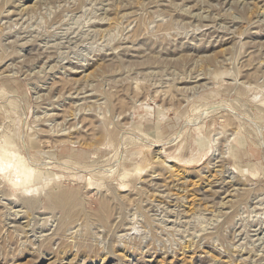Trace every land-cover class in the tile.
Here are the masks:
<instances>
[{
    "label": "rangeland",
    "instance_id": "rangeland-1",
    "mask_svg": "<svg viewBox=\"0 0 264 264\" xmlns=\"http://www.w3.org/2000/svg\"><path fill=\"white\" fill-rule=\"evenodd\" d=\"M6 146L0 264H264V0H0Z\"/></svg>",
    "mask_w": 264,
    "mask_h": 264
},
{
    "label": "bare ground",
    "instance_id": "bare-ground-1",
    "mask_svg": "<svg viewBox=\"0 0 264 264\" xmlns=\"http://www.w3.org/2000/svg\"><path fill=\"white\" fill-rule=\"evenodd\" d=\"M102 21V20H101ZM196 79V78H195ZM184 81V80H183ZM64 131V130H63ZM62 131V132H63ZM60 140V139H59ZM66 140V139H65ZM73 142V141H72ZM11 157H15V155L9 151V149L7 148V146L5 148L0 147V171L4 170L7 168V166L11 165ZM221 157V156H220ZM197 161V160H196ZM14 168L15 172H17V174L20 176H24L28 178V183H30V181H38V178L41 176V179H43L42 174L38 173V172H34L31 169H29L28 167H26L25 165L22 164L21 159H18L15 161L14 166L12 167ZM223 172V171H222ZM31 178V180H29ZM158 189V188H157ZM28 191V190H27ZM174 196V195H173ZM172 197V196H171ZM51 199V198H50ZM236 199V198H235ZM33 202H29V206H32ZM260 206V205H259ZM253 211V210H252ZM16 213V212H15ZM259 215V214H258ZM218 217V216H217ZM28 218V217H27ZM261 218V217H259ZM11 219V218H10ZM12 220V219H11ZM264 224V222H263ZM26 228V227H25ZM196 232V231H195ZM73 238V237H72ZM193 239V238H192ZM129 244V243H128ZM252 262V261H251ZM250 262V263H251Z\"/></svg>",
    "mask_w": 264,
    "mask_h": 264
}]
</instances>
